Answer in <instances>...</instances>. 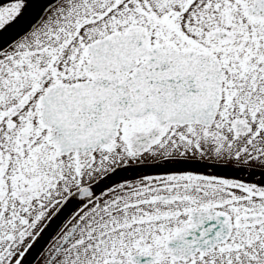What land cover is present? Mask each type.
Here are the masks:
<instances>
[{"label":"snow or ice","instance_id":"snow-or-ice-1","mask_svg":"<svg viewBox=\"0 0 264 264\" xmlns=\"http://www.w3.org/2000/svg\"><path fill=\"white\" fill-rule=\"evenodd\" d=\"M0 264H264V0H0Z\"/></svg>","mask_w":264,"mask_h":264}]
</instances>
